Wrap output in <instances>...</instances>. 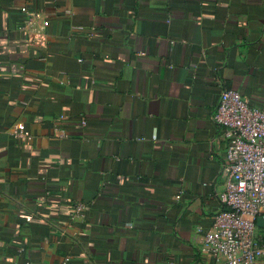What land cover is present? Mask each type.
Listing matches in <instances>:
<instances>
[{
  "label": "crops",
  "instance_id": "0c3cea01",
  "mask_svg": "<svg viewBox=\"0 0 264 264\" xmlns=\"http://www.w3.org/2000/svg\"><path fill=\"white\" fill-rule=\"evenodd\" d=\"M224 89L264 111V0H0V264H227Z\"/></svg>",
  "mask_w": 264,
  "mask_h": 264
},
{
  "label": "built area",
  "instance_id": "2783aa9c",
  "mask_svg": "<svg viewBox=\"0 0 264 264\" xmlns=\"http://www.w3.org/2000/svg\"><path fill=\"white\" fill-rule=\"evenodd\" d=\"M30 42L45 47L48 36L36 33ZM213 120L223 129L228 148L219 195L223 207L204 237L206 248L227 264H264V227L257 225L264 219V111L238 91L224 89ZM16 137L29 142L33 135L20 124Z\"/></svg>",
  "mask_w": 264,
  "mask_h": 264
},
{
  "label": "water",
  "instance_id": "95a60500",
  "mask_svg": "<svg viewBox=\"0 0 264 264\" xmlns=\"http://www.w3.org/2000/svg\"><path fill=\"white\" fill-rule=\"evenodd\" d=\"M257 225H258L259 227H264V219L259 218V219L257 220Z\"/></svg>",
  "mask_w": 264,
  "mask_h": 264
}]
</instances>
